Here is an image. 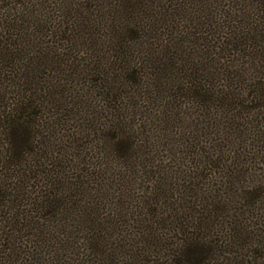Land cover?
Segmentation results:
<instances>
[{"label": "trees", "instance_id": "1", "mask_svg": "<svg viewBox=\"0 0 264 264\" xmlns=\"http://www.w3.org/2000/svg\"><path fill=\"white\" fill-rule=\"evenodd\" d=\"M64 74L103 104L98 147L89 125L58 135L68 107L90 106L67 102ZM189 104L264 134V0H0V264H255L244 224L221 231L219 197L199 213L170 203L147 127ZM137 179L154 189L131 204ZM261 190L248 206L264 207Z\"/></svg>", "mask_w": 264, "mask_h": 264}, {"label": "rangeland", "instance_id": "2", "mask_svg": "<svg viewBox=\"0 0 264 264\" xmlns=\"http://www.w3.org/2000/svg\"><path fill=\"white\" fill-rule=\"evenodd\" d=\"M241 62L243 63V61ZM66 78L64 74L63 79L64 81L67 80L64 84L69 90L67 91V102L73 101L76 94L83 97L87 95L88 100H90L87 103H90V106L85 107V109L74 105L71 108L68 107L69 112H63L62 121H59L58 135L73 138L83 137L81 129L83 128L84 132V129L88 128L87 125H89L91 129L86 133L90 134V137L86 142L98 147L100 142L97 138H100V135L97 136L96 132L92 130H94L93 124L103 123L107 117L106 114L98 113L99 110H103V104L95 99L97 95L85 92L86 86L80 79L68 81ZM219 84V88L225 85L222 82ZM94 86L91 85V87ZM137 103L141 106L137 105L140 114L146 109L150 115H157L158 108L156 106H152L150 103L146 104L141 100ZM216 111H208L196 104H189L186 105L185 110L183 109L181 117L168 125L167 129L158 123H149L147 127L150 131L149 136L154 138V140H150L149 145L152 149L153 147L156 148L158 152L156 158L164 162L161 169H165L163 176L168 179L164 183L173 188V198H170V201H174L170 203L175 202L177 205L179 199L192 201L194 210L199 213L201 210L200 203H202L201 196H216L217 199L219 197L220 200L217 202L224 206L225 212L218 216V222L226 224L221 231L224 232L226 227H230L233 222L244 224L251 239L248 242L247 253L243 250L240 251V254L249 257L248 253L256 247L260 251L257 255H252V259H258L255 264H264V248H262L264 247V226L263 214L260 212V209L264 207H258L260 204L256 207H250L243 199L244 193L255 189H263L260 192L263 193L264 198V134H256V128L253 131L246 124V121L253 119L251 116L246 121L233 120V114L230 111L226 114ZM251 113L256 115L257 112L251 111ZM239 127L242 129L238 130ZM163 131H167L169 141L174 145L167 146L164 143L163 146L157 147L156 138H159L157 140L163 139L164 136L162 135L165 134ZM182 137H187L188 143L191 144L190 149L185 147ZM83 142L85 141L83 140ZM63 146L69 147L71 144L67 142L63 143ZM174 151L177 154L172 157L171 153ZM206 157H210L212 162L208 163ZM214 160H218V162H213ZM141 175L144 176V174H137L140 178ZM138 182L137 179V184ZM142 182H139L140 184L131 194V204L138 203L143 196L148 195L145 193L146 188V192L153 191L154 184L148 185L147 183L142 184ZM211 203H213L212 199ZM255 214L256 218L259 216L257 220L254 219ZM247 257L246 260L252 263V260Z\"/></svg>", "mask_w": 264, "mask_h": 264}]
</instances>
